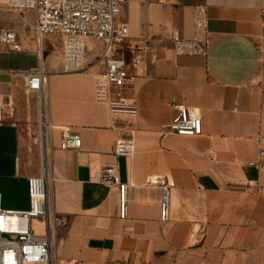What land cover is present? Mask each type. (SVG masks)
I'll use <instances>...</instances> for the list:
<instances>
[{
  "label": "crops",
  "instance_id": "obj_1",
  "mask_svg": "<svg viewBox=\"0 0 264 264\" xmlns=\"http://www.w3.org/2000/svg\"><path fill=\"white\" fill-rule=\"evenodd\" d=\"M204 6L210 43L206 54H177L174 32L194 35V14ZM31 10V9H27ZM22 49L0 45V102L15 110L0 123L2 206L29 209L28 178L42 166L32 143L40 121L37 92L27 93L25 73L49 72L45 91L47 169L53 244L60 259L78 264H264V0H121L119 24L129 36L115 39L113 56L128 63L142 50L143 65L128 94L134 118L113 115L96 98L104 68V42L86 40L85 69L64 70V38L35 31L31 10ZM176 104L199 107L203 132H169ZM82 139L61 149V128ZM134 130L132 157L114 155V143ZM117 163L129 184L127 216L119 213L117 187L93 181ZM172 188L168 221L160 219L162 182ZM252 181V185L249 182ZM33 226L43 232L41 221ZM40 227V228H39Z\"/></svg>",
  "mask_w": 264,
  "mask_h": 264
},
{
  "label": "built area",
  "instance_id": "obj_2",
  "mask_svg": "<svg viewBox=\"0 0 264 264\" xmlns=\"http://www.w3.org/2000/svg\"><path fill=\"white\" fill-rule=\"evenodd\" d=\"M121 0H7L16 9L35 10L37 22L35 31L39 37L48 34L64 38V70L78 72L85 69L86 40L93 36L104 42L102 60L104 68L96 83V98L110 106L113 115L134 118L137 115L136 102L128 94L130 86L139 76L138 69L143 65L142 50L133 49L130 63L124 57L113 56L115 39L129 36L126 24H119ZM172 40L177 54L204 55L210 43L209 20L204 6H198L194 14V35L183 38L174 32ZM0 45L14 51L22 49L17 30L0 26ZM49 81V72L41 66L25 73L24 88L27 93L37 92L38 107L41 110V96L47 114L45 91ZM178 117L167 125L169 132L183 136H198L203 132V115L199 107L176 104ZM15 110L11 101L0 102V123L7 119V113ZM52 127L46 125V137ZM60 148H79L81 137L69 127L61 128ZM41 138V127L39 135ZM258 158L250 165L264 166V137L259 139ZM41 150V149H40ZM136 151L134 130H124L114 143V155L132 157ZM96 183L117 187L120 193L119 213L121 218L127 216V195L129 184L123 183L119 176L117 163H109L96 171L92 177ZM252 185V181L249 182ZM161 202L160 219L168 221L171 212V184L160 183ZM29 209L11 210L2 206L3 195L0 192V264H78L75 259H60L54 251L53 218L50 210V181L48 169L28 178ZM39 220L44 226L38 232L33 221Z\"/></svg>",
  "mask_w": 264,
  "mask_h": 264
},
{
  "label": "rangeland",
  "instance_id": "obj_3",
  "mask_svg": "<svg viewBox=\"0 0 264 264\" xmlns=\"http://www.w3.org/2000/svg\"><path fill=\"white\" fill-rule=\"evenodd\" d=\"M29 13H32V11L27 9L13 8L8 4L7 0H0V26L16 28L18 25H21V33L23 36L26 34L27 28L31 22ZM39 131L40 121L37 122L36 133L33 132V138L31 141L35 146V151L38 153L39 163H41V150L39 145L35 142V138L38 137ZM54 251L56 254L55 248Z\"/></svg>",
  "mask_w": 264,
  "mask_h": 264
},
{
  "label": "bare ground",
  "instance_id": "obj_4",
  "mask_svg": "<svg viewBox=\"0 0 264 264\" xmlns=\"http://www.w3.org/2000/svg\"><path fill=\"white\" fill-rule=\"evenodd\" d=\"M41 110H40V127H41V138L37 139V142L40 144L41 154H42V166L43 170H47V158H48V146H47V137H46V125H47V115L44 109L43 96H41Z\"/></svg>",
  "mask_w": 264,
  "mask_h": 264
}]
</instances>
